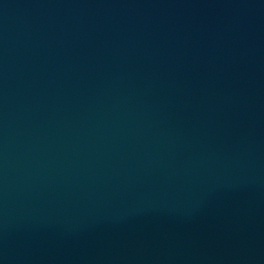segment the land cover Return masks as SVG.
<instances>
[{
    "label": "water",
    "instance_id": "water-1",
    "mask_svg": "<svg viewBox=\"0 0 264 264\" xmlns=\"http://www.w3.org/2000/svg\"><path fill=\"white\" fill-rule=\"evenodd\" d=\"M0 264H264V0H0Z\"/></svg>",
    "mask_w": 264,
    "mask_h": 264
}]
</instances>
